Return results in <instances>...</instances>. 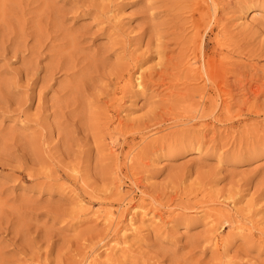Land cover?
<instances>
[{
	"label": "rangeland",
	"instance_id": "374dc122",
	"mask_svg": "<svg viewBox=\"0 0 264 264\" xmlns=\"http://www.w3.org/2000/svg\"><path fill=\"white\" fill-rule=\"evenodd\" d=\"M88 261L264 264V0H0V264Z\"/></svg>",
	"mask_w": 264,
	"mask_h": 264
},
{
	"label": "bare ground",
	"instance_id": "6f19581e",
	"mask_svg": "<svg viewBox=\"0 0 264 264\" xmlns=\"http://www.w3.org/2000/svg\"><path fill=\"white\" fill-rule=\"evenodd\" d=\"M215 14H216V8H214L213 9V15H214V17H215ZM203 45V44H202ZM201 56H202V53H201ZM203 61V60H202ZM206 69V68H205ZM205 75L206 76H209L208 75V73L207 72H205ZM210 81V80H209ZM136 82H137V87H139V88H141V81H140V77H138L137 79H136ZM122 189V188H121ZM122 191V190H121ZM133 201V200H132ZM134 203V202H133ZM129 204H130V202H129ZM131 205V204H130ZM137 205V204H136ZM126 206V205H125ZM127 206H129V205H127ZM138 210H141L142 211V213L145 211V209H144V207H142L141 205H137L136 207H134L133 209H132V212H131V218H130V222H131V224H130V226H133L134 225V223H136V222H134V217H135V212L136 211H138ZM137 215V214H136ZM143 215V214H142ZM114 215H111L110 214V217H113ZM146 216V215H145ZM134 222V223H133ZM127 228V227H126ZM134 228V227H133ZM135 229V228H134ZM244 229V228H243ZM124 230V229H123ZM136 230V229H135ZM133 231V230H132ZM123 232V231H122ZM128 233V232H127ZM125 234V233H124ZM123 238V237H122ZM119 246H121V245H119ZM96 256V255H95ZM94 256V257H95ZM86 264H92L91 262H87Z\"/></svg>",
	"mask_w": 264,
	"mask_h": 264
}]
</instances>
